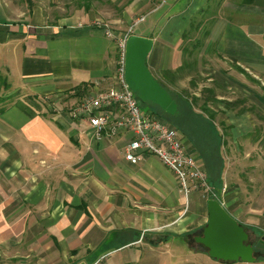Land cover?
Masks as SVG:
<instances>
[{"label":"crops","instance_id":"obj_1","mask_svg":"<svg viewBox=\"0 0 264 264\" xmlns=\"http://www.w3.org/2000/svg\"><path fill=\"white\" fill-rule=\"evenodd\" d=\"M213 2L0 0V264H126L144 251L170 253L172 244L186 249L183 260H194L186 264L220 262L195 240L208 221L209 193L198 188L185 195L155 155L126 160L133 133L120 129L98 139L77 110L114 83L118 40L105 25L120 36L145 16L132 34L154 40L147 64L172 88L165 72L182 66L184 35ZM214 9L197 48L200 70L221 67L211 50L233 71L264 63V28L249 18L264 14V0H217ZM231 111L218 114H237ZM233 118L222 125L240 130ZM219 128L226 146L230 131ZM225 164L218 199L248 228L264 225L261 214L242 221L243 191L228 186Z\"/></svg>","mask_w":264,"mask_h":264},{"label":"rangeland","instance_id":"obj_2","mask_svg":"<svg viewBox=\"0 0 264 264\" xmlns=\"http://www.w3.org/2000/svg\"><path fill=\"white\" fill-rule=\"evenodd\" d=\"M216 2L217 0H214L212 4L204 6L202 11L197 13L192 20L190 30L184 35L186 50L184 52L185 59L181 63L182 69L179 70L175 78L170 77L169 80H174V87L168 86V90L173 93V96L175 94V97L178 98H175L176 102H178V109L179 104L184 107L187 98L190 99V97L197 96L195 107L200 110L206 105L204 100L209 96V92L204 89L212 88L215 93L214 96L218 99H216L217 103L210 100L207 103V108H210V112L215 114L214 121L217 123L218 130H220L219 126H221L222 129H227L228 131L229 129L222 123L230 122L229 119L231 117L240 121L238 122L240 130H229L231 137L228 138L229 143L223 149V155L228 171L227 184L228 186L238 184L242 189L243 193H241L239 201L244 203L242 204L243 213H241L240 217L242 221L250 224L253 222L251 219L255 220V218H258L256 215L261 214L264 216V63L260 62L258 67L253 69L235 66V71H233L228 65H223L224 63L216 57L218 55L214 50H211L209 53L212 56L213 63L215 65L218 63L221 67L211 65L209 70L207 68L200 70L197 48H199L198 45L204 43L205 32L207 33V29H209V21L214 17V14H217L216 9H214ZM249 18L252 23L264 28V14H254ZM148 22L149 20L147 24ZM262 33H264V30ZM261 39L262 37L260 36ZM262 44L264 45L263 42ZM202 62L205 65L206 59ZM224 69H227V71ZM150 70L155 77V72L151 68ZM179 80L181 82H178ZM233 86H235V90ZM142 108L144 112L153 109L152 106L145 103L142 104ZM221 110H232L237 114H218ZM241 114L243 115L240 116ZM180 134L183 135L184 133L180 132ZM233 137H236L234 138L236 141L232 139ZM188 149L192 150L191 148ZM251 207L256 210L252 211ZM258 228L263 233L254 232L253 228H249V230L253 232L254 238L260 236L264 238V225H260ZM192 245L198 247L195 242ZM171 246L172 248L168 251L170 253H160V249H156L157 251L153 253L141 250L143 253L139 255L137 260H132L131 263L126 264H186V262L194 261L182 259L185 256L186 249L176 248V244ZM176 257L180 258L176 259ZM263 257L264 255L259 256L253 262L239 260L213 263L211 261L212 263L207 264H264ZM199 264L203 263L200 262Z\"/></svg>","mask_w":264,"mask_h":264},{"label":"built area","instance_id":"obj_3","mask_svg":"<svg viewBox=\"0 0 264 264\" xmlns=\"http://www.w3.org/2000/svg\"><path fill=\"white\" fill-rule=\"evenodd\" d=\"M144 18L145 16L136 17L128 30L120 36L105 25V33L118 40L119 57L114 73V83L96 96L84 98L77 110L80 113H86L98 139L102 140L105 134L114 136L120 129L133 133V138L124 148L123 156L126 160L136 164L141 160L143 153L155 155L175 173L180 190L185 195H189V192L198 188L205 190L204 192L213 193L201 158L188 149L174 125L161 116H157L153 111L144 112L141 100L130 89L125 78L126 43L136 24ZM110 108H116L119 115L108 111Z\"/></svg>","mask_w":264,"mask_h":264},{"label":"water","instance_id":"obj_4","mask_svg":"<svg viewBox=\"0 0 264 264\" xmlns=\"http://www.w3.org/2000/svg\"><path fill=\"white\" fill-rule=\"evenodd\" d=\"M154 40L151 37L131 34L126 43L125 75L130 89L145 104L158 106L165 114H177L178 102L172 93L154 77L147 58ZM210 192L207 200L208 221L195 236L201 248L219 261L253 262L255 251L253 232L235 218L222 202Z\"/></svg>","mask_w":264,"mask_h":264},{"label":"trees","instance_id":"obj_5","mask_svg":"<svg viewBox=\"0 0 264 264\" xmlns=\"http://www.w3.org/2000/svg\"><path fill=\"white\" fill-rule=\"evenodd\" d=\"M205 34L207 35L206 32ZM180 69H182V66L175 71L166 70L165 77L168 80L170 77L175 78ZM159 81L165 87H168L165 82L162 80ZM204 90L209 92V96L205 98L204 104L206 103L207 105L210 100L217 103L216 99L218 98L214 96V90L212 88ZM197 99V96H193L192 98L190 97V99L187 98V100H185L184 107H181L179 104V112L174 115L165 114L158 106H153V112H155L157 116L163 117L165 121L174 125L179 132H183L189 141L194 145L198 153H200L199 156H201L200 158L204 163L203 166L207 170V179H209V183L213 188L212 194L214 197L219 198V193L223 187L222 171L224 169L225 160L223 155V147L226 143L225 132L223 130H218L214 121L215 114L210 112V108H207L208 105L203 106L200 110L196 109L195 101H197ZM141 103L144 104L142 101ZM250 228H253L252 230L258 234L263 233V231L258 227ZM254 247L257 252V250L259 251L260 247H263V245L261 243H257Z\"/></svg>","mask_w":264,"mask_h":264},{"label":"flooded vegetation","instance_id":"obj_6","mask_svg":"<svg viewBox=\"0 0 264 264\" xmlns=\"http://www.w3.org/2000/svg\"><path fill=\"white\" fill-rule=\"evenodd\" d=\"M253 242V244L255 245V244H257V243H261L262 245H263V247H260V250L258 251L257 250V256L259 257H261V256H263L264 255V238H261V236L260 237H258V238H254L253 237V240H252ZM264 258V257H263Z\"/></svg>","mask_w":264,"mask_h":264}]
</instances>
